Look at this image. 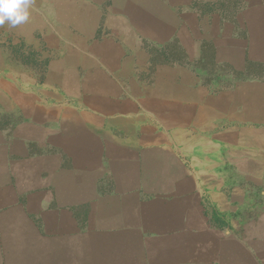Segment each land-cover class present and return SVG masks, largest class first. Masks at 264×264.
Masks as SVG:
<instances>
[{
  "label": "crops",
  "instance_id": "obj_1",
  "mask_svg": "<svg viewBox=\"0 0 264 264\" xmlns=\"http://www.w3.org/2000/svg\"><path fill=\"white\" fill-rule=\"evenodd\" d=\"M29 13L0 26V264H252L264 0H31Z\"/></svg>",
  "mask_w": 264,
  "mask_h": 264
},
{
  "label": "rangeland",
  "instance_id": "obj_2",
  "mask_svg": "<svg viewBox=\"0 0 264 264\" xmlns=\"http://www.w3.org/2000/svg\"><path fill=\"white\" fill-rule=\"evenodd\" d=\"M30 38H32L33 44L32 45H28L27 44V49L32 47L34 49V57L31 59V62H33L34 64H38L40 62V60L38 59V57L36 56L37 53L35 52V44H37V46H39V36L36 33H33ZM37 39V40H36ZM9 47H11V49L16 53V54H21V52H24V49L26 47V44L24 43V41H15V42H11L8 44ZM48 52L51 54L52 48H51V44L48 45L47 47ZM177 53H179V51H177ZM163 59H160V61H162ZM210 63L212 60H209ZM249 69V68H247ZM251 70L253 73L255 74H264V64H261L260 62H256V63H252L251 66ZM239 93V92H238ZM248 92H242L241 95H247ZM246 123L243 122H228L225 124V128L226 130H243L244 127L246 126ZM260 124H253L252 123V128H255V126H258ZM264 126V124H263ZM261 127V126H260ZM263 135H258V140H257V144L259 147V143L264 142V132L262 133ZM255 152V145L252 142V153ZM259 169V168H257ZM263 186V185H262ZM264 189L263 188H255L254 185H252V233L254 232V228L255 227H260V226H264V195L263 192ZM252 238L255 240L256 238L252 235ZM252 239V242H253ZM254 253L256 255H254ZM256 256V257H255ZM264 251H252V264H263L261 262V260L264 261ZM261 262V263H260ZM247 264V263H246Z\"/></svg>",
  "mask_w": 264,
  "mask_h": 264
},
{
  "label": "clouds",
  "instance_id": "obj_3",
  "mask_svg": "<svg viewBox=\"0 0 264 264\" xmlns=\"http://www.w3.org/2000/svg\"><path fill=\"white\" fill-rule=\"evenodd\" d=\"M30 6L31 0H0V26L24 24L29 20Z\"/></svg>",
  "mask_w": 264,
  "mask_h": 264
}]
</instances>
